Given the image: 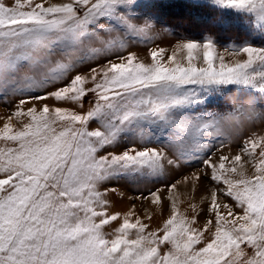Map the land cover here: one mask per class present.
Returning a JSON list of instances; mask_svg holds the SVG:
<instances>
[{
    "label": "snow or ice",
    "instance_id": "obj_1",
    "mask_svg": "<svg viewBox=\"0 0 264 264\" xmlns=\"http://www.w3.org/2000/svg\"><path fill=\"white\" fill-rule=\"evenodd\" d=\"M130 2L0 0V101L11 99L15 106L0 131L5 142L0 147V264H240L246 254L242 244L254 252L243 264H264V159L254 174L240 172L235 180L224 177L227 156L219 157V174L212 162L225 146L217 138L240 133L249 121H264V70L249 71L253 56L264 64V49L245 47L239 51L248 55V62L233 67L221 63L218 70L211 42L177 44L186 49L188 66L167 67L158 59L163 49L151 52L152 63L138 61L126 48L128 40L166 30L122 15L119 7ZM213 2L255 11L264 21V0ZM197 50L203 51L207 67L193 66ZM170 59L175 62V56ZM21 64L42 69L26 74L27 83L38 86L34 95L5 87ZM226 86L254 88L262 103ZM208 93L231 103L243 119H221L219 113L177 115ZM50 99L70 107L52 108ZM21 114L30 122L14 132L10 121ZM161 127L171 139L163 147L148 144ZM126 135L135 142L122 143ZM256 146L252 141L251 147ZM243 151H248L247 141ZM234 159L239 162L241 156ZM201 166L208 184L216 182L217 187L210 192V207L202 208L198 218L178 219L173 204L162 236L145 234V225L127 218L105 230L119 218V213L105 211L112 181L126 176L155 182L165 173L183 174ZM227 171L235 173L236 168ZM160 192H152L154 203L162 204ZM229 199L240 214L225 202ZM221 204L227 216L220 212ZM200 219L205 223L193 227ZM133 229L136 236L128 239Z\"/></svg>",
    "mask_w": 264,
    "mask_h": 264
},
{
    "label": "rangeland",
    "instance_id": "obj_2",
    "mask_svg": "<svg viewBox=\"0 0 264 264\" xmlns=\"http://www.w3.org/2000/svg\"><path fill=\"white\" fill-rule=\"evenodd\" d=\"M41 2V0H35ZM48 3H67L70 0H47ZM181 7V9H180ZM25 11L29 10L27 8ZM197 11L207 17H211V24H206L191 18L188 12ZM119 12L128 17L131 21L144 22L147 21L157 29H165L166 32H149L148 34H141L130 38L126 43L128 51L137 54V60L145 63H152L151 52L158 51L161 62L167 67H174L176 63L181 66H188L187 51L186 49L177 48V44L185 43L187 41H196L201 44L211 42L214 46V66L219 69L221 63L227 67H233L237 63H246L249 57L246 53L239 51L245 47H252L255 49H264V21H261L255 11L248 9H237L232 7H223L213 2V0H131L130 3L120 6ZM111 23V21H109ZM222 23L224 25L239 24L242 25L246 32L244 33L234 29L230 33L231 36L226 37L222 32L216 29L215 25ZM233 25V26H234ZM204 27L203 34H191L189 28L200 30ZM175 56V62L170 58ZM196 59L192 61L193 66L197 68L207 67L203 58V51L197 50L194 52ZM253 64L249 71L255 69L257 72L264 70V64L253 56ZM42 69L30 64H21L19 71L13 76L7 78L5 87L15 86V91L23 94L24 96L34 95L37 87L27 83V73L39 74ZM259 76L256 77L258 81ZM233 94L241 97L254 99L259 105L261 101V93L254 88L237 89L235 86H226ZM50 107L56 106L70 107L67 104L49 100L47 102ZM39 109V104H37ZM15 109L11 99L0 101V131H3L4 125L9 123L8 117L12 115ZM75 109H71L73 111ZM260 109H258L259 111ZM27 106H24L23 112L26 113ZM215 114L219 113L221 119L234 117L238 120L243 119L240 113L234 111L231 103H225L219 95L208 93L204 95L201 101L195 106L186 110L177 112V115H184L200 118L201 114ZM51 115V113H50ZM30 117L26 114L13 116L10 123L13 131H18L22 125L30 122ZM57 130L60 124H56ZM260 136V137H259ZM264 121L257 120L255 122H247L245 127L240 133L227 134L217 138L216 143H225V146L220 151L216 152L212 157V162L216 165L219 174V157L227 156L228 159L224 160V177L230 179H238V174L244 172L245 175H252L255 173V166L259 164L264 157L260 156L264 152ZM167 139L163 127L159 129V134L146 142L151 145L159 144L161 147L165 146ZM248 142V151H243L244 142ZM252 141H255L257 146L255 149L251 147ZM135 137L126 135L122 141L124 144H133ZM5 142L0 140V147H4ZM8 146H14L9 144ZM119 151V147L116 149ZM251 153V156L249 155ZM241 156V160L236 162L234 157ZM235 167L236 172L227 171ZM201 168H193L183 174L177 172L176 174L165 173L159 176L155 182L144 181L142 179L132 181L128 177H122L112 181L111 188L107 190L108 206L105 211L109 215L119 213L117 221L110 222V225L105 226L106 231H112L121 226L125 218L130 223H137L145 225V234L148 232H156L162 236V231L166 220L173 214V204L175 211L179 213L180 217H199L202 208L210 207L211 196L210 192L217 187L216 182L208 184V180L204 177ZM210 171V170H208ZM191 172L200 175L201 179L197 180ZM187 177V178H186ZM175 184V187L169 186ZM219 187H225L222 183ZM114 188L115 190H111ZM161 189L160 195L162 196V204L154 203L156 197L152 195L155 189ZM200 192V193H199ZM171 196V200L168 197ZM221 196L218 195L217 203L220 204ZM232 206V210L236 214H240L241 210L237 208L233 201L230 199L225 201ZM194 206V207H193ZM228 209L222 204L220 212L227 216ZM215 223V210L210 214ZM232 219L233 217H227ZM205 222L200 219L198 224L192 225L193 227H200ZM139 226V225H138ZM211 230L212 226H208ZM205 232V236H207ZM136 236V230H130L128 239H133ZM111 238V237H109ZM200 245H197L199 247ZM167 245H161L162 249L167 248ZM246 253L241 259L240 264L244 260L249 259L253 254V250L247 244L241 245Z\"/></svg>",
    "mask_w": 264,
    "mask_h": 264
},
{
    "label": "trees",
    "instance_id": "obj_3",
    "mask_svg": "<svg viewBox=\"0 0 264 264\" xmlns=\"http://www.w3.org/2000/svg\"><path fill=\"white\" fill-rule=\"evenodd\" d=\"M180 9H181V7H180ZM189 14H190L191 18H193L194 20H198V21L202 22V25H204L203 22L206 24V26L208 24H211V22H212V21H210V20H212L211 17H207L206 15L200 14L197 11H192L190 13L188 12V15ZM233 25L234 24H232V23L229 25H224L222 23H219V24H216L215 27L217 30H219V32L223 33L222 35H225L226 37L231 36L230 33H232L231 31L234 29L240 31L241 33L242 32L244 33V31L246 32V29L244 28L245 26L243 27L242 25H239V24H235L234 26ZM201 28L202 29H200V30H196V29L194 30V29L189 28V32L191 34L197 33V35L201 36L203 34L204 29H205L204 27H201Z\"/></svg>",
    "mask_w": 264,
    "mask_h": 264
},
{
    "label": "bare ground",
    "instance_id": "obj_4",
    "mask_svg": "<svg viewBox=\"0 0 264 264\" xmlns=\"http://www.w3.org/2000/svg\"><path fill=\"white\" fill-rule=\"evenodd\" d=\"M260 137V136H259ZM200 193V192H199Z\"/></svg>",
    "mask_w": 264,
    "mask_h": 264
}]
</instances>
